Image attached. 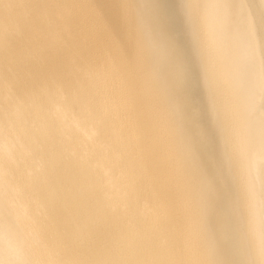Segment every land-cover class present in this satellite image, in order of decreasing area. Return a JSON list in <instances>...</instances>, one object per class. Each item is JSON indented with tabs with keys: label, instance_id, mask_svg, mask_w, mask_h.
Segmentation results:
<instances>
[{
	"label": "bare ground",
	"instance_id": "bare-ground-1",
	"mask_svg": "<svg viewBox=\"0 0 264 264\" xmlns=\"http://www.w3.org/2000/svg\"><path fill=\"white\" fill-rule=\"evenodd\" d=\"M0 264H264V0H0Z\"/></svg>",
	"mask_w": 264,
	"mask_h": 264
}]
</instances>
